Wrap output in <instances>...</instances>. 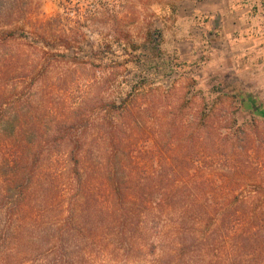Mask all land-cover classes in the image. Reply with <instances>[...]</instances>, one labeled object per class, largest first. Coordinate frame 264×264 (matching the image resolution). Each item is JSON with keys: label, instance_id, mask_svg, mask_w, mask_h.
Instances as JSON below:
<instances>
[{"label": "rangeland", "instance_id": "rangeland-1", "mask_svg": "<svg viewBox=\"0 0 264 264\" xmlns=\"http://www.w3.org/2000/svg\"><path fill=\"white\" fill-rule=\"evenodd\" d=\"M2 1L5 4L0 9V133H5L9 125H15L17 132L25 122L35 121L39 125L38 140L57 139L53 148L44 147L49 157L40 172V179L45 184L43 192L49 198L47 208L39 210L37 199L32 197L23 202V205L30 204L29 208H34L32 217L41 211L48 221V224L44 221V225L49 228L40 237L35 234L32 237L29 230L25 235L23 229L32 226L30 214L18 215L12 221V217H5L3 211L10 200L0 202V264L61 262L64 250L59 247L53 251V242L47 235L52 231L60 232V226L63 230L69 228L68 237L75 243V251L70 255L73 260H67L65 264H187L170 260L178 243V230L169 220V214H163L156 222L149 218L139 224L133 221L134 228L129 232L133 237L128 238L127 247L114 246L115 241H112L117 237L110 233L106 236L109 246L92 245L82 249V240H88L89 245L93 244V239L98 240L94 236L97 229L93 230L94 233L83 232L79 228L82 223L87 222V227L94 229L97 222L107 224L113 219L103 216L104 220H101L92 213L90 220L83 221L78 218L79 207L75 214H69L67 205L70 199L74 202L76 198L66 166L67 152L59 142L61 134L56 131L71 120L76 111L91 112L87 114L89 121L86 123L90 125L102 109L110 107L112 101L120 102L136 89L142 98L132 107H146L147 104L148 107L150 104L158 107L153 118L150 113L141 118L143 126L138 127L133 120L131 123L136 133L130 136L131 141L139 143L136 149L141 147L149 152L138 162L150 172L155 168L153 165L158 156L153 142L165 139L163 131L169 127L165 122L170 114H163L165 111L160 107H184L183 116L177 118L183 137H186L184 133H188L185 131L190 128L193 118L200 116L205 107H215L218 116L213 119L219 125H226L225 119L229 118V121L233 119L236 124L248 128L250 114L238 109L240 103L231 92L241 91L264 107V11L261 0H241L240 3L250 10L245 28L234 32L229 23L227 26L221 24V17L216 22L208 17L205 18L208 28L199 35L205 36L208 42L199 44L197 50H192L189 44L182 48L170 47V52L162 43L168 24L165 16L157 12V7L164 3L182 4L183 0H0V3ZM257 1L258 11L253 8ZM225 3L221 0V4ZM208 8L210 6L206 10ZM115 27L129 30L133 43L139 48L128 47L126 50L119 44ZM252 28L255 37L251 36ZM9 32L14 34L9 35ZM41 37H45L49 44L39 42ZM63 43L70 46L65 47ZM193 52L199 55L188 59ZM182 56L188 60H182ZM152 87L161 89L151 90ZM23 107H29V111L25 116L15 118L18 112L21 116ZM261 118L257 117L260 122L254 128L249 153L237 150L236 155L231 156L227 146L214 150V157H230L243 167L237 169L240 180L230 185L243 197L254 191L264 194V123ZM6 136L10 138L8 134ZM87 137L91 140L98 136L91 134ZM3 145L0 143V147L5 148ZM134 155L139 157V154ZM204 171L205 174L219 173L229 169L228 165L217 163ZM90 178L96 180V176ZM49 186L54 190H49ZM224 188L226 184L217 191L219 197L215 196L211 204H218L223 199ZM92 191L94 189L90 187L88 192ZM81 199L77 200V205H82L84 199ZM130 234L126 237H131ZM196 235L198 231L191 230L188 238H197ZM215 241L222 255L219 264H230L232 258L225 240L212 242ZM208 249L209 246H205L203 253ZM176 253L177 250L174 257ZM79 255L85 257L84 262ZM206 256V260L196 258L189 262L210 264L208 260L212 256L209 252Z\"/></svg>", "mask_w": 264, "mask_h": 264}, {"label": "trees", "instance_id": "trees-1", "mask_svg": "<svg viewBox=\"0 0 264 264\" xmlns=\"http://www.w3.org/2000/svg\"><path fill=\"white\" fill-rule=\"evenodd\" d=\"M3 4L5 3L2 1L0 9L4 8ZM261 7L264 11V0H261ZM114 32L117 34V42L124 45L126 50L128 47L133 50L139 48V45L133 43L129 30L115 27ZM10 34L14 33L9 32ZM39 42L49 44L45 37H41ZM63 45L70 46L69 43ZM159 89L161 88L152 87L151 90ZM135 90L132 89L120 102L112 101L110 107L102 109L90 125H86L89 112L76 111L71 120L57 128L56 132L61 134L59 142L67 152L66 166L76 198L74 202L70 199L67 205L69 214H75L79 207L78 218L83 221L90 220L92 213L100 216L101 220L105 216L113 219L107 224L97 222L94 229L87 227V222L82 223L79 228L83 232L94 233L93 230L97 229L94 236L98 238H92L91 245L88 240H82V249H88L92 245L109 246L106 236L110 233L117 237L112 241L116 243L114 246L127 247L130 243L128 238L133 237L129 233L134 228L133 221L139 224L143 219L149 218L156 222L163 214H169V220H172L178 230V243L170 255L171 262L175 260V263L190 264L189 261L196 258L206 260V253L209 252L212 258L208 262L219 264L222 255L216 241H212L223 239L229 257L232 258L230 264H264V194H256L254 191L243 197L233 191L230 185L240 180L241 175L237 169L243 167L230 157H214L215 149L226 146L231 156H235L237 150L249 153L252 150L251 142L254 141V128L260 122L257 117H262L264 123V107L241 91H232L231 95L240 103L238 109L250 114L249 127L245 129L236 124L235 120L229 121V118L225 119L226 125H219L213 119L218 116L215 107H205L200 116L193 118L190 128L185 131L188 133H184L187 134L186 137H183L177 123V118L183 116L184 107H160V110L165 111L163 114H170L165 122L169 127L163 131L165 139L153 142L158 156L154 157L155 168L148 172L141 167L139 159L146 158L149 152L141 147L136 149L139 143L131 141L130 136L136 135L135 126L131 123L133 120L138 127L143 126L141 118L149 113L153 118L158 107H154V104H150L151 107L148 104L146 107H132L142 98V94ZM28 111L29 107H23L21 116H18V112L15 118L25 116ZM38 127L35 121H29L22 124L17 132L15 125L7 128L4 125L6 132L0 133V143L5 146L0 147V202L10 200L3 211L5 217H12V221L18 215L31 216L34 208H29L30 204L23 205L30 197L37 199L39 210L48 206L49 198L43 192L45 184L40 179V172L49 157L45 154L44 147L53 148L57 138H53L55 141L38 140ZM91 134L98 137L90 140L87 136ZM155 134L157 136V132ZM134 153L139 154V157H135ZM217 163H223L226 167L228 165L229 171L204 173V169L209 170ZM92 176H96V180H92ZM83 184L85 185L82 186ZM223 184H226L223 199L218 204H211L215 196L218 199L219 195L216 193ZM90 187L94 191L89 193ZM49 190H54V187L49 186ZM81 198L84 199L82 205H77V200H82ZM44 221L48 224L45 215L39 211L31 216L32 226L29 229L25 227L22 233L26 235L29 230L32 237L34 234L40 237L49 228L44 225ZM68 229L63 230L60 226V232L52 231L47 234L49 241L53 242V251L59 247L64 250L63 260L51 261L50 264H65V261L73 260L70 255L75 251V243L69 239ZM191 230L198 231V239L194 236L188 238ZM128 234L131 237H126ZM207 245L209 249L204 254L203 248ZM195 249L197 252L194 253ZM79 256L84 262L85 257Z\"/></svg>", "mask_w": 264, "mask_h": 264}, {"label": "crops", "instance_id": "crops-1", "mask_svg": "<svg viewBox=\"0 0 264 264\" xmlns=\"http://www.w3.org/2000/svg\"><path fill=\"white\" fill-rule=\"evenodd\" d=\"M225 2V4H221V0H183L182 4L179 3L177 5L159 4L157 12L165 16V22L168 24L165 25L162 42L168 52H170V47L173 49L182 48L189 44L192 50H197L199 44L208 42L205 36H199L208 28L205 19L208 17H210L209 19L212 22H216V19L221 17V24L227 26V23H229L231 30H234V32L245 28L246 25L248 26L247 15L250 11L249 8L244 7L240 3L241 0H225ZM257 2L253 8L258 11L260 6L259 1ZM207 6H210L211 9L208 8L206 10ZM251 15H254V13L251 12ZM217 31L215 33L216 36H218ZM253 32L254 29L252 28L251 36L255 37ZM195 53L193 52L187 56L188 59L191 57L196 58L199 55L198 52ZM187 57L182 56L181 59L188 60Z\"/></svg>", "mask_w": 264, "mask_h": 264}]
</instances>
